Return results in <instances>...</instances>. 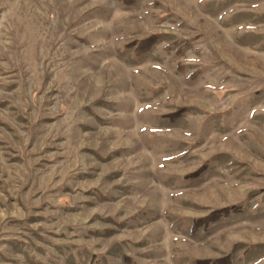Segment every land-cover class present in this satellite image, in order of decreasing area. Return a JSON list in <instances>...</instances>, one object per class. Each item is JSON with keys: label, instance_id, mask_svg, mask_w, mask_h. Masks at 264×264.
Returning a JSON list of instances; mask_svg holds the SVG:
<instances>
[{"label": "rangeland", "instance_id": "rangeland-1", "mask_svg": "<svg viewBox=\"0 0 264 264\" xmlns=\"http://www.w3.org/2000/svg\"><path fill=\"white\" fill-rule=\"evenodd\" d=\"M220 260L264 264V0H0V264Z\"/></svg>", "mask_w": 264, "mask_h": 264}, {"label": "trees", "instance_id": "trees-1", "mask_svg": "<svg viewBox=\"0 0 264 264\" xmlns=\"http://www.w3.org/2000/svg\"><path fill=\"white\" fill-rule=\"evenodd\" d=\"M147 46H150L151 44H152V41H149V42H147ZM142 50H144V49H142ZM215 264H226L224 261H217Z\"/></svg>", "mask_w": 264, "mask_h": 264}]
</instances>
